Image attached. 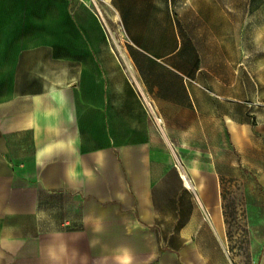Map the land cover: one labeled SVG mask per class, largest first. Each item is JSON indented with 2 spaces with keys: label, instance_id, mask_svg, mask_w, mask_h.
I'll return each mask as SVG.
<instances>
[{
  "label": "crops",
  "instance_id": "obj_1",
  "mask_svg": "<svg viewBox=\"0 0 264 264\" xmlns=\"http://www.w3.org/2000/svg\"><path fill=\"white\" fill-rule=\"evenodd\" d=\"M99 1L131 76L85 3L0 0V264H234L219 198L182 158L199 68L175 7Z\"/></svg>",
  "mask_w": 264,
  "mask_h": 264
},
{
  "label": "rangeland",
  "instance_id": "obj_2",
  "mask_svg": "<svg viewBox=\"0 0 264 264\" xmlns=\"http://www.w3.org/2000/svg\"><path fill=\"white\" fill-rule=\"evenodd\" d=\"M77 1L102 13L108 49L125 66L128 40L111 9L99 0ZM171 2L187 65L199 68V121L187 123L183 161L197 162L192 178L201 193L219 198L234 264H264V0ZM195 2L199 10L190 8Z\"/></svg>",
  "mask_w": 264,
  "mask_h": 264
},
{
  "label": "bare ground",
  "instance_id": "obj_3",
  "mask_svg": "<svg viewBox=\"0 0 264 264\" xmlns=\"http://www.w3.org/2000/svg\"><path fill=\"white\" fill-rule=\"evenodd\" d=\"M97 16H98V18H100L99 20H101L103 23H105L104 22V20H103V17H102V13L98 10L97 11ZM112 19H113V21L114 22H116V21H118V19H117V16L114 14L113 15V17H112ZM102 25V24H101ZM121 58H123L124 59V62H125V71H126V73H128L130 76H131V74H132V67H131V64H130V62L128 61V59L125 57V55L124 54H121ZM156 121L158 122V123H160L161 124V121H160V119L159 118H156ZM180 167V169H181V176L186 180V175L184 174V168H183V166L181 167V166H179ZM189 177V176H188ZM187 182V181H186ZM192 186V185H191ZM193 187V186H192ZM192 189V188H191Z\"/></svg>",
  "mask_w": 264,
  "mask_h": 264
},
{
  "label": "built area",
  "instance_id": "obj_4",
  "mask_svg": "<svg viewBox=\"0 0 264 264\" xmlns=\"http://www.w3.org/2000/svg\"><path fill=\"white\" fill-rule=\"evenodd\" d=\"M149 108H150V106H149Z\"/></svg>",
  "mask_w": 264,
  "mask_h": 264
}]
</instances>
